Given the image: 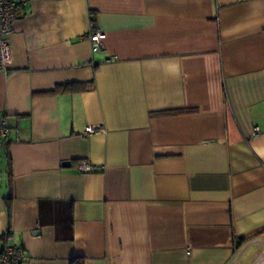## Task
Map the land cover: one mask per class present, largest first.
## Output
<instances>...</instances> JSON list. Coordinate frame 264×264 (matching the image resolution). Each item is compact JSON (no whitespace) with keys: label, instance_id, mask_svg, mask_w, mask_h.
<instances>
[{"label":"crops","instance_id":"0c3cea01","mask_svg":"<svg viewBox=\"0 0 264 264\" xmlns=\"http://www.w3.org/2000/svg\"><path fill=\"white\" fill-rule=\"evenodd\" d=\"M10 39L0 250L21 246L20 264L264 258V0H26Z\"/></svg>","mask_w":264,"mask_h":264},{"label":"built area","instance_id":"2783aa9c","mask_svg":"<svg viewBox=\"0 0 264 264\" xmlns=\"http://www.w3.org/2000/svg\"><path fill=\"white\" fill-rule=\"evenodd\" d=\"M26 0H0V72L9 73L13 65L11 55L10 37L14 31V22L16 20L17 11L25 4ZM90 43L92 52H100L104 61H108L105 48L106 34L100 28H97L91 21L88 31L85 35ZM100 129L93 126H87L84 134L96 133ZM9 135V129L3 120H0V148ZM77 169L81 172L96 171L98 167L87 161L78 164ZM24 257L23 248L15 244H5L0 250V264H20ZM264 263L261 258L257 264Z\"/></svg>","mask_w":264,"mask_h":264},{"label":"trees","instance_id":"16d2710c","mask_svg":"<svg viewBox=\"0 0 264 264\" xmlns=\"http://www.w3.org/2000/svg\"><path fill=\"white\" fill-rule=\"evenodd\" d=\"M10 170V169H9ZM8 170V171H9ZM4 238V235L3 236H0V239L2 240ZM71 264H82L81 260L80 259H77V258H74L72 260V263Z\"/></svg>","mask_w":264,"mask_h":264},{"label":"water","instance_id":"95a60500","mask_svg":"<svg viewBox=\"0 0 264 264\" xmlns=\"http://www.w3.org/2000/svg\"><path fill=\"white\" fill-rule=\"evenodd\" d=\"M64 164H67V162H65Z\"/></svg>","mask_w":264,"mask_h":264}]
</instances>
